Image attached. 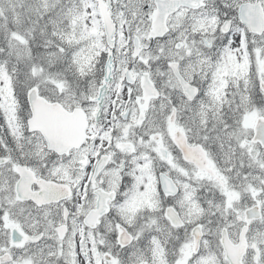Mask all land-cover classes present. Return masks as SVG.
I'll list each match as a JSON object with an SVG mask.
<instances>
[{
	"label": "snow or ice",
	"instance_id": "1",
	"mask_svg": "<svg viewBox=\"0 0 264 264\" xmlns=\"http://www.w3.org/2000/svg\"><path fill=\"white\" fill-rule=\"evenodd\" d=\"M0 264H264V0H0Z\"/></svg>",
	"mask_w": 264,
	"mask_h": 264
}]
</instances>
